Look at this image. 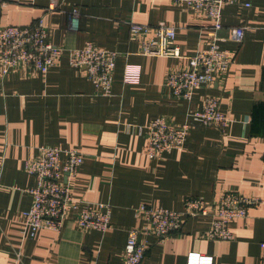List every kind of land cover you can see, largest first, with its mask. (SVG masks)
<instances>
[{
  "label": "crops",
  "instance_id": "0c3cea01",
  "mask_svg": "<svg viewBox=\"0 0 264 264\" xmlns=\"http://www.w3.org/2000/svg\"><path fill=\"white\" fill-rule=\"evenodd\" d=\"M5 1L0 26L40 18L46 41L66 51L46 70L0 71V264H123L128 229L144 224L137 208L182 210L188 197L211 202L228 190L261 199L245 217L229 221L231 239H207L212 216L197 214L161 240L141 235L140 264H187L189 254L210 256V264H264V0L223 7L219 45L233 51L234 60L223 79L195 89L189 100L172 96L164 83L170 70L185 68L187 57L210 42V19L189 7L171 0ZM51 1L57 7L46 10ZM73 7L79 10L76 26L68 17ZM129 21L173 26L180 57L138 54ZM237 26L245 27L240 43L231 37ZM88 41L119 53L108 95L96 93L83 66L69 63L67 51ZM126 65L139 68L137 82H123ZM206 95L219 100L227 117L222 129L189 117ZM156 116L173 125L186 122L189 131L182 147L149 158L138 126ZM43 145L83 154L76 172L61 180L74 198L110 205L105 232L81 229L67 207L58 231L30 233L23 211L35 179L24 163Z\"/></svg>",
  "mask_w": 264,
  "mask_h": 264
},
{
  "label": "built area",
  "instance_id": "2783aa9c",
  "mask_svg": "<svg viewBox=\"0 0 264 264\" xmlns=\"http://www.w3.org/2000/svg\"><path fill=\"white\" fill-rule=\"evenodd\" d=\"M176 5H185L195 13L210 19L208 36L209 45L200 48L187 57L185 68L170 70L165 78V86L172 96L189 100L195 89L210 86L216 79H223L234 60V52L221 48L219 31L222 28L221 11L226 4H237L241 0H171ZM5 0H0L4 6ZM249 6V2H244ZM57 7L51 1L46 10ZM79 10L73 7L68 11L70 25H77ZM129 39L139 42L138 54L180 57L174 44L175 28L164 21L155 24L129 21ZM244 26L231 29V37L240 43L244 36ZM47 30L40 18L24 26H0V71L2 76L19 67L25 66L46 70L54 65L66 51L65 47L56 46L46 41ZM72 66H83L85 76L94 85L96 93L108 95L113 81L118 52L98 47L91 41L83 47L68 51ZM140 70L126 65L123 82L133 83L139 80ZM197 122L205 126L222 129L227 122L226 115L219 109L216 96L203 97L201 107L190 113ZM138 131L146 138L145 153L149 158H159L164 153L182 147L189 131L188 124L173 125L165 116H156L146 125L138 126ZM33 159L24 163L25 170L33 175L35 186L29 189L32 202L23 211V221L33 234L39 228L58 231L66 217V208L75 210L73 221L81 229H93L105 232L111 226L110 205L103 202H91L76 199L71 193L68 181L83 161V154L75 149H61L43 145ZM261 199L257 196L244 195L235 191H224L217 199L205 202L200 197H188L182 210L151 208L141 206L136 209L142 215L143 226L129 228L123 248V264H140L145 246L138 239L141 235H153L159 240L178 233L185 219L197 214H210L212 221L205 233L207 239L229 240L232 233L228 223L233 218L245 217L251 207L257 206ZM264 245V244H263ZM210 256L189 254L187 264H210Z\"/></svg>",
  "mask_w": 264,
  "mask_h": 264
}]
</instances>
